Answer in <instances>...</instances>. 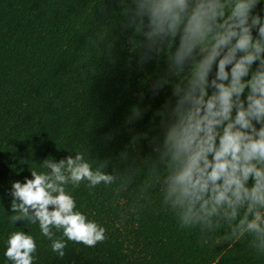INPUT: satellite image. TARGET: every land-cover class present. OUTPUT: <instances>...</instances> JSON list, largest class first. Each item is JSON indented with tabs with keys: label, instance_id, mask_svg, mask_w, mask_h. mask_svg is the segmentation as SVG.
Returning a JSON list of instances; mask_svg holds the SVG:
<instances>
[{
	"label": "trees",
	"instance_id": "trees-1",
	"mask_svg": "<svg viewBox=\"0 0 264 264\" xmlns=\"http://www.w3.org/2000/svg\"><path fill=\"white\" fill-rule=\"evenodd\" d=\"M133 9V0H0V264H13L5 252L17 231L36 240L33 264H264L251 236L226 239V222L207 232L181 227L164 203L156 113L174 101L178 80L153 94L166 76L167 48L141 60L146 38L130 22ZM257 13L264 17V0ZM77 152L115 176L110 185L65 186L106 239L88 247L53 228L66 243L60 257L39 222L11 221L10 192L32 170L50 171L45 160Z\"/></svg>",
	"mask_w": 264,
	"mask_h": 264
},
{
	"label": "clouds",
	"instance_id": "clouds-1",
	"mask_svg": "<svg viewBox=\"0 0 264 264\" xmlns=\"http://www.w3.org/2000/svg\"><path fill=\"white\" fill-rule=\"evenodd\" d=\"M133 3L130 22L138 20L146 38L141 60L167 48L166 76L153 83V94L171 78L178 80L174 101L156 113L162 128L156 151L167 169L164 203L176 211L181 227L207 232L226 222V239L251 236V247L264 253V17L254 14L259 0ZM43 167L50 171L32 170V178L12 184L11 221L39 222L60 257L66 243L53 238V228L88 247L104 241L106 229L75 210L65 186L110 185L115 176L94 171L80 152L58 162L47 159ZM7 245L5 256L13 264H33V236L13 232Z\"/></svg>",
	"mask_w": 264,
	"mask_h": 264
}]
</instances>
